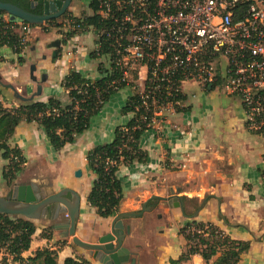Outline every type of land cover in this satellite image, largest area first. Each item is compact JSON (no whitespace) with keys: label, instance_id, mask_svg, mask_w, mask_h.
Wrapping results in <instances>:
<instances>
[{"label":"crops","instance_id":"crops-1","mask_svg":"<svg viewBox=\"0 0 264 264\" xmlns=\"http://www.w3.org/2000/svg\"><path fill=\"white\" fill-rule=\"evenodd\" d=\"M90 4L91 0H73L68 10L74 17L93 15ZM1 16L7 18L6 14ZM73 29L68 19L62 27H50L48 31L42 25L34 26L30 43L22 53L23 63L12 47H0V101L6 108L28 101L46 102L51 97L70 103L63 81L73 70L93 80L102 77L99 65L102 63L108 68L110 61L105 56H91L98 48V31L89 26L68 37ZM58 40L61 45L53 47ZM33 65L36 70L32 74ZM44 77L46 80L42 81ZM5 85H12L26 98L37 92L38 85L42 86V93L33 100L23 101ZM183 92L184 102L178 105L181 110L165 109L156 125L143 134L140 146L148 152L149 160L120 167L118 176L125 192L120 211H126L128 203L135 199L140 202L154 194L169 196L172 190L184 197L187 209L192 201L207 200V203L197 217L190 218L180 208L158 201L153 211L126 220L131 232L124 245L132 252L134 264H174L187 250L188 242L180 229L190 219H196L216 224L232 239L251 242L238 264H264V136L247 128V116L239 98L221 89L204 90L191 83L185 84ZM133 94L134 90L128 87L114 93L92 119L90 129L60 151L54 150L44 128L36 122L22 121L7 142L12 148H19L26 161L13 186L32 185L44 194L67 187L81 196L77 235L87 242H98L110 232L116 215L103 218L88 202L96 174L89 168L87 154L95 146L111 142L116 128L133 118L132 114L121 112ZM2 153L0 196L8 197L13 186L9 187L4 172L10 160L4 159ZM55 160L59 162L55 176L52 173L47 178L37 176L40 163L53 166ZM31 161L35 165L29 168ZM77 171H81V176H76ZM205 183H210L212 189L203 197L193 186ZM187 209L185 213L192 214ZM65 219L66 214L60 213L31 220L36 232L24 257H33L38 250L49 248L56 251L58 264H64L68 257L89 260L87 251L79 249L63 237L62 230L53 227ZM43 232L50 236H43ZM205 263L200 255H195L179 264Z\"/></svg>","mask_w":264,"mask_h":264},{"label":"built area","instance_id":"built-area-1","mask_svg":"<svg viewBox=\"0 0 264 264\" xmlns=\"http://www.w3.org/2000/svg\"><path fill=\"white\" fill-rule=\"evenodd\" d=\"M95 1L106 21L98 37L110 42L121 71L109 87L120 91L125 84L139 93L145 111H154L149 126L184 102V86L191 83L239 98L247 128L264 130V0ZM6 15L0 16V39L15 35L25 49L34 25ZM12 158L26 165L19 155Z\"/></svg>","mask_w":264,"mask_h":264},{"label":"trees","instance_id":"trees-1","mask_svg":"<svg viewBox=\"0 0 264 264\" xmlns=\"http://www.w3.org/2000/svg\"><path fill=\"white\" fill-rule=\"evenodd\" d=\"M0 1L16 4L37 14H41L43 10L41 5L32 9L33 0ZM90 6L94 11L93 15L74 17L68 10L62 17L47 22L51 27H62L66 19L73 28L76 24H80L81 29H73L68 33V37L85 31L89 26H94L97 31H100L106 21L98 14L97 1H91ZM3 14L6 12L0 11V16ZM1 25L0 19V27ZM45 29L49 30L48 27ZM17 41L18 37L15 35L7 40L0 39V47L5 45L12 47L19 56V62L23 63L24 47L16 45ZM98 44H100L99 51L92 53L91 56L108 57L109 67L107 68L101 63L99 70L102 77L96 80L86 78L78 71H71L63 81V87L68 91L71 100L70 103L65 104L59 98L51 97L46 102L28 101L18 107L6 108L0 101V150L3 152V158L10 160L7 170L4 172V177L9 183L13 182L17 174L23 170L19 163L12 158V155H19L20 159L25 162L20 149L12 148L7 143L22 121L36 122L42 126L54 150L60 151L66 145L75 143L79 136L90 129L92 119L100 113L110 97L117 92L109 87L113 79L121 76L120 68L112 61L115 54L106 37H99ZM121 86V88H125V84ZM149 108L150 110L145 111L142 96L135 92L121 110L122 114H132L133 118L127 124L116 128L114 139L111 142L97 145L87 154L89 168L96 174L88 202L103 218L118 214L125 198L124 187L118 176L120 167L134 163H146L149 160L148 152L140 146L145 131L152 129L149 123L154 116V111L151 106ZM176 108L181 110L179 106ZM142 115L146 116V121L141 119ZM254 133L264 136V130ZM262 176L264 179V170ZM35 232L36 226L33 221L0 213V245L9 251L15 264H39L40 261L43 264H58L56 251L49 248L38 250L33 257H24L23 254L31 247ZM180 234L188 242L187 250L177 261H174V264L188 261L195 255H200L208 264H238L242 254L247 252L251 246L250 241L232 239L212 222L196 219L184 225L180 229ZM43 236L50 235L43 232ZM218 254L217 259L212 262ZM64 264H90V262L85 258L68 257Z\"/></svg>","mask_w":264,"mask_h":264},{"label":"water","instance_id":"water-1","mask_svg":"<svg viewBox=\"0 0 264 264\" xmlns=\"http://www.w3.org/2000/svg\"><path fill=\"white\" fill-rule=\"evenodd\" d=\"M73 0H38L32 2V9L41 5L42 13L37 14L27 11L20 6L0 1V11L6 12L13 22H28L33 25H40L46 21L62 17L71 6ZM61 41L53 43V47L58 48ZM57 56V51L53 52ZM36 70L33 65L31 72ZM37 80L34 76L32 77ZM44 77L42 81H45ZM15 91L16 97L23 101L33 100L35 96L42 93V86L38 85L37 92L29 98L23 97L12 85H5ZM81 171H77L76 176H81ZM154 201H165L171 208H180L187 217L195 218L205 207L207 200H204L199 208L192 214L187 215L184 197L177 195L174 190L171 195L162 196L154 194L143 202L142 208L137 211L126 210L116 214L110 225V232L100 237L98 242L92 243L81 239L77 235V223L81 213V196L71 188H63L58 192L44 194L32 185L15 184L12 188V195L8 197L0 196V213L10 216L24 217L28 220H36L46 215L60 213L66 214L65 222L53 227L62 230L63 237L72 238V242L79 249L85 250L100 264H134L135 259L132 252L124 245L126 237L130 234V225L126 220L140 218L145 213L155 209Z\"/></svg>","mask_w":264,"mask_h":264},{"label":"rangeland","instance_id":"rangeland-1","mask_svg":"<svg viewBox=\"0 0 264 264\" xmlns=\"http://www.w3.org/2000/svg\"><path fill=\"white\" fill-rule=\"evenodd\" d=\"M62 20V19H61ZM40 25H42L43 27H51V25L49 24V26L46 24V23H42V24H40ZM39 25V26H40ZM30 43V42H29ZM28 43V44H29ZM2 90L4 89L3 87L1 88ZM6 91V90H5ZM3 104V103H2ZM3 106H4V104H3ZM4 107H6V106H4ZM7 108H10V107H7ZM0 152H1V150H0ZM54 165L53 166H48V165H46L45 163H40L38 166H37V169H36V174H37V176H42V178H44V177H46V176H48V174H51L52 173V175L53 176H55L54 175V171H55V169H56V167H58L59 166V162L57 161V160H55L54 161ZM34 165H35V162L34 161H31L30 162V167L29 168H32V167H34ZM26 166L25 165H23L22 166V168L24 169ZM47 178V177H46ZM210 182V181H209ZM211 182H213V181H211ZM9 183V182H8ZM11 186H13V182H11V183H9V187H11ZM193 188H194V190H198L199 192H201L202 193V195H203V197H205V194L207 193V191H210L211 189H212V185L210 184V183H205L204 185H200V186H198V187H196V186H193ZM146 201V200H145ZM143 202H144V200L143 201H140V202H138V201H136V199H135V201H131V202H129L128 203V205H127V210H132V211H137V210H140L141 208H142V204H143ZM155 205H157L158 204V201H154L153 202ZM201 203H202V200L200 201V202H196V201H192V202H189L188 203V206H189V209H191L190 211L193 213V212H195L198 208H199V206L201 205ZM187 204V203H186ZM193 208H192V207ZM186 209H187V205H186ZM189 209H187V210H189ZM24 218V217H23ZM193 219H190L189 221H192ZM47 234V233H46ZM68 240L69 241H72V238L71 237H69L68 238ZM67 240V241H68ZM66 241V240H65ZM83 251H85V250H83ZM85 253H89V252H85ZM219 255V254H218ZM217 255V256H218ZM216 256V257H217ZM215 257V258H216ZM214 259V258H213ZM89 262H90V264H93V263H96L97 261L90 255V253H89ZM0 263L1 264H15L14 263V261H13V259H12V256L9 254V251L4 247V246H1L0 245ZM99 263V262H98ZM39 264H43V262L42 261H40L39 262ZM100 264V263H99Z\"/></svg>","mask_w":264,"mask_h":264}]
</instances>
